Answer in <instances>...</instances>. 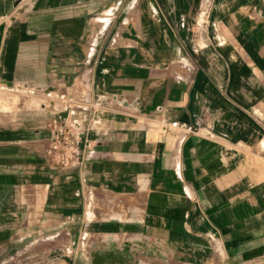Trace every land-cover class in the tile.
<instances>
[{"label":"crops","instance_id":"obj_1","mask_svg":"<svg viewBox=\"0 0 264 264\" xmlns=\"http://www.w3.org/2000/svg\"><path fill=\"white\" fill-rule=\"evenodd\" d=\"M0 81L92 105L0 94V264H264V0H0Z\"/></svg>","mask_w":264,"mask_h":264},{"label":"built area","instance_id":"obj_2","mask_svg":"<svg viewBox=\"0 0 264 264\" xmlns=\"http://www.w3.org/2000/svg\"><path fill=\"white\" fill-rule=\"evenodd\" d=\"M0 94L19 95L25 97H41L49 102V108L55 112L64 111L74 107L92 106L88 102L79 100L75 94L69 90H61L57 86L49 89H38L33 86L8 84L0 81ZM99 106L98 103L93 104ZM166 127L181 128L185 133H202L194 126H181L178 122L165 124ZM206 136L212 138L211 132ZM91 143L85 138V130L76 122L62 119L56 120L51 147L47 151V156L53 159L59 168L66 169L77 162L81 152L90 148Z\"/></svg>","mask_w":264,"mask_h":264},{"label":"rangeland","instance_id":"obj_3","mask_svg":"<svg viewBox=\"0 0 264 264\" xmlns=\"http://www.w3.org/2000/svg\"><path fill=\"white\" fill-rule=\"evenodd\" d=\"M31 98H35V97H31Z\"/></svg>","mask_w":264,"mask_h":264}]
</instances>
